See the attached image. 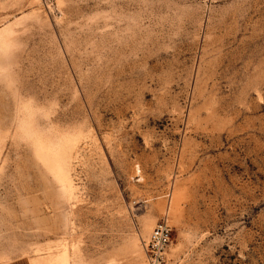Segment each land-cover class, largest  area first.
Returning a JSON list of instances; mask_svg holds the SVG:
<instances>
[{"label":"rangeland","instance_id":"rangeland-1","mask_svg":"<svg viewBox=\"0 0 264 264\" xmlns=\"http://www.w3.org/2000/svg\"><path fill=\"white\" fill-rule=\"evenodd\" d=\"M57 257L264 264V0H0V264Z\"/></svg>","mask_w":264,"mask_h":264},{"label":"bare ground","instance_id":"bare-ground-1","mask_svg":"<svg viewBox=\"0 0 264 264\" xmlns=\"http://www.w3.org/2000/svg\"><path fill=\"white\" fill-rule=\"evenodd\" d=\"M33 134L34 132H32ZM31 137L35 154L43 166L53 175V178L60 183L63 196L73 197L75 195V185L71 177V161L75 140L67 138L49 139L38 136V134ZM37 262L36 264L41 263ZM63 262V259L57 257V259L51 258L47 264H61Z\"/></svg>","mask_w":264,"mask_h":264},{"label":"built area","instance_id":"built-area-1","mask_svg":"<svg viewBox=\"0 0 264 264\" xmlns=\"http://www.w3.org/2000/svg\"><path fill=\"white\" fill-rule=\"evenodd\" d=\"M172 226L167 219L158 222L152 229L149 241L145 243V251L154 262L163 257L166 248L171 242Z\"/></svg>","mask_w":264,"mask_h":264},{"label":"crops","instance_id":"crops-1","mask_svg":"<svg viewBox=\"0 0 264 264\" xmlns=\"http://www.w3.org/2000/svg\"><path fill=\"white\" fill-rule=\"evenodd\" d=\"M8 264H28V262L24 261V260H14V261H11Z\"/></svg>","mask_w":264,"mask_h":264}]
</instances>
